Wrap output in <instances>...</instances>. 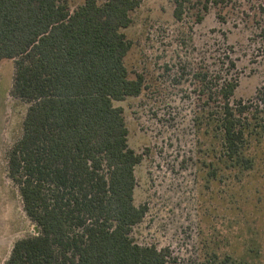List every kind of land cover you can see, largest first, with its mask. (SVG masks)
<instances>
[{
	"label": "trees",
	"instance_id": "16d2710c",
	"mask_svg": "<svg viewBox=\"0 0 264 264\" xmlns=\"http://www.w3.org/2000/svg\"><path fill=\"white\" fill-rule=\"evenodd\" d=\"M222 2L174 0L173 15L182 18L194 5L199 22ZM139 4L82 0L71 9L65 0H0V61L13 60L10 95L28 103L6 170L37 228L13 242L5 264H172L167 248L131 236L147 210L133 200L142 154L128 146L114 104L143 89L142 76H130L125 64L132 41L124 29ZM236 86L229 77L203 89L219 102L204 116L208 172L216 135L223 168L251 166L242 119H264V84L254 96L261 109L249 117L242 116L249 106L230 102ZM214 264L256 263L225 255Z\"/></svg>",
	"mask_w": 264,
	"mask_h": 264
},
{
	"label": "rangeland",
	"instance_id": "374dc122",
	"mask_svg": "<svg viewBox=\"0 0 264 264\" xmlns=\"http://www.w3.org/2000/svg\"><path fill=\"white\" fill-rule=\"evenodd\" d=\"M65 2L73 9L82 0ZM174 6V0H140L124 29L132 41L125 64L130 76L143 78L139 95L114 102L123 111L128 146L142 154L133 200L147 210L131 236L167 248L172 264H214L225 255L264 264V119L249 117L261 109L254 96L264 84V0H223L199 22L196 6L179 19ZM12 76L13 60L0 61V264L16 239L34 233L6 170V152L21 135L28 106L10 95ZM203 77L211 87L236 80L230 102L249 106L242 115L249 117L242 119L249 124V168H223L216 135L215 169L208 172L204 116L219 102L204 96Z\"/></svg>",
	"mask_w": 264,
	"mask_h": 264
},
{
	"label": "water",
	"instance_id": "95a60500",
	"mask_svg": "<svg viewBox=\"0 0 264 264\" xmlns=\"http://www.w3.org/2000/svg\"><path fill=\"white\" fill-rule=\"evenodd\" d=\"M37 231V228L36 227H34V232H36Z\"/></svg>",
	"mask_w": 264,
	"mask_h": 264
}]
</instances>
